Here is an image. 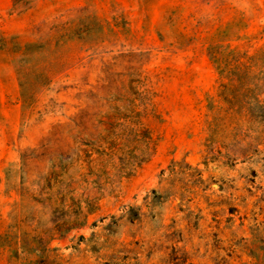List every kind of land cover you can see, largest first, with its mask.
<instances>
[{
	"label": "rangeland",
	"instance_id": "obj_1",
	"mask_svg": "<svg viewBox=\"0 0 264 264\" xmlns=\"http://www.w3.org/2000/svg\"><path fill=\"white\" fill-rule=\"evenodd\" d=\"M0 264H264V0H0Z\"/></svg>",
	"mask_w": 264,
	"mask_h": 264
}]
</instances>
